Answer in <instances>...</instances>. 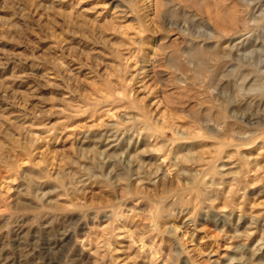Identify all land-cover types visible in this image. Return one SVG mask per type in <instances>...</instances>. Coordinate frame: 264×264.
I'll return each instance as SVG.
<instances>
[{"label": "rangeland", "instance_id": "rangeland-1", "mask_svg": "<svg viewBox=\"0 0 264 264\" xmlns=\"http://www.w3.org/2000/svg\"><path fill=\"white\" fill-rule=\"evenodd\" d=\"M156 1L0 0V264H264V0Z\"/></svg>", "mask_w": 264, "mask_h": 264}, {"label": "bare ground", "instance_id": "bare-ground-1", "mask_svg": "<svg viewBox=\"0 0 264 264\" xmlns=\"http://www.w3.org/2000/svg\"><path fill=\"white\" fill-rule=\"evenodd\" d=\"M158 2H159V0H157L156 1V7H157V5H158ZM156 10H157V8H156ZM235 48H233V50H237V46H234ZM236 53V52H235ZM235 55V54H234ZM247 57V56H246ZM245 57V58H246ZM263 63H264V61H263ZM219 65V64H218ZM262 68V67H261ZM236 106L234 105L233 107H232V109H234ZM68 239V238H67Z\"/></svg>", "mask_w": 264, "mask_h": 264}]
</instances>
